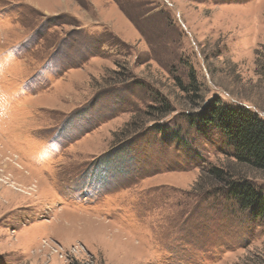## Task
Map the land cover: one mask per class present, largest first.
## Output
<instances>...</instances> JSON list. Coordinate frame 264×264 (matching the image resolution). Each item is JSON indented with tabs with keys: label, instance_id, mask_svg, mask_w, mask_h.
<instances>
[{
	"label": "rangeland",
	"instance_id": "1",
	"mask_svg": "<svg viewBox=\"0 0 264 264\" xmlns=\"http://www.w3.org/2000/svg\"><path fill=\"white\" fill-rule=\"evenodd\" d=\"M214 97L264 119V0H0V264H264Z\"/></svg>",
	"mask_w": 264,
	"mask_h": 264
},
{
	"label": "trees",
	"instance_id": "2",
	"mask_svg": "<svg viewBox=\"0 0 264 264\" xmlns=\"http://www.w3.org/2000/svg\"><path fill=\"white\" fill-rule=\"evenodd\" d=\"M189 87L190 93L197 90L194 74L190 75ZM198 118L204 126H214L226 135L238 165L264 172V119L256 112L214 97L201 107ZM208 177L220 182L240 208L248 209L264 223V186L256 187L247 177L217 167L208 170Z\"/></svg>",
	"mask_w": 264,
	"mask_h": 264
},
{
	"label": "bare ground",
	"instance_id": "3",
	"mask_svg": "<svg viewBox=\"0 0 264 264\" xmlns=\"http://www.w3.org/2000/svg\"><path fill=\"white\" fill-rule=\"evenodd\" d=\"M23 165V164H22ZM24 166V165H23ZM29 171V170H28Z\"/></svg>",
	"mask_w": 264,
	"mask_h": 264
}]
</instances>
